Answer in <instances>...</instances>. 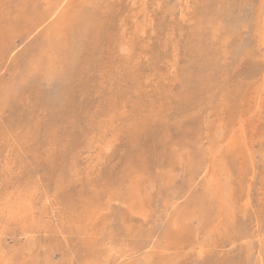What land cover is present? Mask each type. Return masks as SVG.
Masks as SVG:
<instances>
[{
  "label": "rangeland",
  "instance_id": "obj_1",
  "mask_svg": "<svg viewBox=\"0 0 264 264\" xmlns=\"http://www.w3.org/2000/svg\"><path fill=\"white\" fill-rule=\"evenodd\" d=\"M0 264H264V0H0Z\"/></svg>",
  "mask_w": 264,
  "mask_h": 264
},
{
  "label": "bare ground",
  "instance_id": "obj_2",
  "mask_svg": "<svg viewBox=\"0 0 264 264\" xmlns=\"http://www.w3.org/2000/svg\"><path fill=\"white\" fill-rule=\"evenodd\" d=\"M72 227H73V226H72ZM31 229H32V228H31ZM34 233H35V232H34ZM29 236H30V235H29ZM29 236H28V237H29ZM30 237H31V236H30ZM35 237H36V236H35ZM20 238H21V236H20ZM28 239H29V238H28ZM36 241H37V240H36ZM33 243H34V242H33ZM62 244H63V243H62ZM2 248H3V246H2ZM26 252H28V251H26ZM2 254H3V253H2Z\"/></svg>",
  "mask_w": 264,
  "mask_h": 264
}]
</instances>
